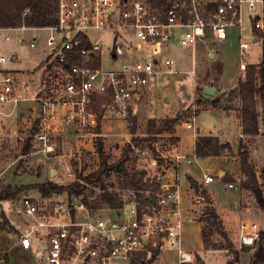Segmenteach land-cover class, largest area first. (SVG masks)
<instances>
[{"label":"built area","instance_id":"built-area-1","mask_svg":"<svg viewBox=\"0 0 264 264\" xmlns=\"http://www.w3.org/2000/svg\"><path fill=\"white\" fill-rule=\"evenodd\" d=\"M57 18V25L43 28L49 31L48 56L41 77L32 82L7 67L19 57L4 51L2 35L20 30L18 44L36 48L38 37L28 39L25 32L41 28L0 27V106L12 109L0 115L11 116L23 102L34 101L38 105L34 120L40 122L36 146L55 157L61 156L57 152L66 135L94 131L99 96L109 98L105 111L127 122L130 118L140 122L152 89L161 91L163 78L178 72L172 55L178 45L191 48L194 55L198 44H208L209 56L217 52L210 44L226 43L230 33L236 34L241 77L250 66L263 63V55L254 48L264 44V0H58ZM104 29L114 32L109 51L112 65L143 49L149 56L105 70L102 45L88 34ZM4 38L9 41L11 36ZM192 73L195 76L196 70ZM194 121H180L175 129H194ZM167 152L157 158H171L173 174L146 168L145 182L157 189L122 190L116 208H89L79 196L53 205L28 197L16 201L13 211L20 224H13L19 247L29 251L43 243L47 264H145L156 251L166 250L177 251L178 264H198L183 245L184 200L178 174L192 157L179 151L167 156ZM216 178L206 175L203 183ZM202 200V195L196 198L199 204ZM259 238L255 220L240 222V249L254 246Z\"/></svg>","mask_w":264,"mask_h":264},{"label":"rangeland","instance_id":"rangeland-1","mask_svg":"<svg viewBox=\"0 0 264 264\" xmlns=\"http://www.w3.org/2000/svg\"><path fill=\"white\" fill-rule=\"evenodd\" d=\"M25 34L27 38H32L33 35L38 37L37 47L31 48L29 45L19 46L17 50L21 63L18 65L14 64L16 66L22 65L25 70L19 72L27 74L28 77L31 78L32 74L35 75L37 72L42 74L45 68L46 61L44 60L47 59L48 56L46 40L49 36V31L43 28L38 30L29 29ZM88 34L93 42H100L102 45L103 68L105 70L120 68L123 62L131 61L133 58L139 59L149 56V51L143 49L139 50L134 55L121 58L119 62L112 65L109 58V51L112 48L114 32L108 29L89 30ZM238 41V36L230 33V37L226 43L210 44L212 45L211 47L215 48L218 52L215 60L211 59L210 55L208 56L206 53L209 46L208 44H198L194 55H192L191 48L178 45L175 48V52L172 54L177 61L176 69L178 72L174 76L164 77L165 79H171V84L167 89L164 88L161 91L152 89L148 109L145 116L140 119V122H137V134L135 136L132 135L129 130V122L124 124L113 112L106 110L103 121H105V131L108 136L105 139L106 142H104L103 139V143L105 153L109 157V162L111 164L118 162L123 157L127 146L131 144L134 137L146 138V142L138 147L133 146V150L128 152V156L131 159L128 163L129 167L131 168L135 165L138 171H144L146 168L148 170L154 169L159 172L170 170L169 174L172 175L174 172V161L171 158L168 160L158 159L157 155L168 151L167 156H170L178 151L180 153L187 150H182L179 144L180 138L176 136L179 129H175L174 133L164 132L158 135H149V122L151 119H155L159 124L161 120L169 117L173 118L179 114L184 116V120L182 121L197 116L199 111L203 110V106H195V102L199 95V87L203 84L211 83L212 85L216 84V86L221 85L229 88V97L231 98L232 106H239L240 104L237 105V103L240 102V98L237 89L238 83L243 77H241L238 70ZM4 45H7V48L12 49L14 42L4 43ZM254 49L255 53L263 55L264 62V44L259 43ZM194 60L196 61V64L193 63ZM261 63L253 66H259ZM9 66L14 65L10 64ZM194 69L196 70L195 76L192 73ZM39 77H41L40 74L35 75L33 79L36 81L39 80ZM182 79V82H178ZM37 108L38 105L34 103V101L28 100L22 103L13 115H0V189L5 190L7 189V186H11L13 188L12 190H16V188L28 186V188L22 190L18 194L16 200L0 203V211L2 210V212H4L6 218L7 216L3 203L5 206L9 207L8 210L11 212L14 209L15 202L25 197L33 198L42 205L48 204L49 202L53 205L57 202L69 200V196L66 194H51L43 196L36 186L37 184H43L45 182L69 185L77 180L78 174L88 175L93 173L99 169L101 164V159L97 152L98 137H95L92 140V137L87 134L77 135L72 133L66 135L64 139V147L62 146L57 152L61 155L58 157L40 151L36 146L35 140H33V148L31 151L25 153V142L27 137L30 136V129ZM258 109L261 112V133L254 138L248 139V143L252 163L256 167L258 175L260 176L261 170L264 167V102L260 97L258 98ZM11 110L12 109L7 106L0 107V111H4L5 114H8ZM206 117L208 116L204 115L202 122L207 119ZM117 120H121V122H117ZM174 139H177V141H174ZM157 148H159V151H157ZM224 156L228 158L227 160L232 169L238 167L236 163V155L233 151H225ZM154 160H156L157 166L153 164L155 163ZM209 163H216V161H209ZM53 170L55 173L52 175L51 172ZM144 172L146 174L147 171ZM200 175L201 174H199V176ZM228 176L230 177L231 175L229 174ZM220 177L223 178V173ZM232 177L234 178V176ZM119 180L120 175L117 173L107 175L105 178V185L108 188V192L116 193L119 196V194H122V190H128L121 188ZM223 181L225 183H232L227 179H223ZM260 182H263L262 177H260ZM234 183L236 182L234 181ZM183 184L186 186L185 180ZM217 184L224 186L223 182L217 183V181L216 184H213L212 186L218 187ZM87 186L88 189L86 190V195L89 198H96L103 193L97 184ZM201 187L208 192L204 186L201 185ZM203 189H201L200 192H196L195 189L191 188L189 183V189L185 188L183 190V245L193 253H196V251L202 252L203 247L201 245L202 242L199 225L188 221L189 217H192L193 220L198 223L200 222L202 227L204 224L206 225V223H204L206 220L210 221L207 214L208 202L204 195L201 194ZM236 189L238 191L243 190H241L240 184ZM248 193L250 199L247 196H244L243 201L245 202L246 200V203L251 202V204L255 202L254 205L258 207L255 197L249 191ZM199 195L204 197V200H202L200 204L196 202V198ZM255 218V221L259 224L260 233L264 232V217L261 219L260 217L255 216ZM202 220L205 221L202 222ZM9 225L11 227H9ZM9 225L0 226V250L18 241L17 234L12 230L13 226L10 222ZM236 229L237 226L236 228H233L232 232L227 231L236 247L235 249L231 250L230 248H227L223 238L215 233L212 237V242L215 244V247L206 250L205 253H197V259L198 257L201 258V261L200 263L198 262V264H222V262L223 264H253V255L258 245L256 243L254 246H243V249H240V242H238L239 228ZM259 241L260 238L258 242ZM235 251H238L239 255H237ZM26 254H30V258L38 260L40 264H47L43 243H36L33 249L26 252ZM24 255L22 253L13 255L11 264H26L25 259L28 255ZM145 264H150V261ZM158 264H178L177 251H164Z\"/></svg>","mask_w":264,"mask_h":264},{"label":"trees","instance_id":"trees-1","mask_svg":"<svg viewBox=\"0 0 264 264\" xmlns=\"http://www.w3.org/2000/svg\"><path fill=\"white\" fill-rule=\"evenodd\" d=\"M58 0H0V27L1 28H46L55 26L58 23ZM238 95L240 98V106L238 108V115L242 122V134L244 138H241L238 143V156L240 158V169L244 179L241 181L242 189L249 191L255 197L258 207L264 212V167L261 170L260 176L256 167L253 165L251 160V152L249 149L248 139L254 138L261 133L260 117L261 112L258 109V98L260 97L264 102V62L259 66H250L246 72L245 78H242L238 83ZM203 93V89H200ZM107 96H99L95 100L94 110L97 113L98 124L94 129L96 134H101L102 122L105 114L103 105L108 101ZM184 120V116L177 115L176 117H169L161 120L158 124L157 120L151 119L148 126L149 135H158L164 132H175L174 126ZM129 130L132 135L137 134V120L130 118ZM39 119L33 121L30 129V136L27 137L25 142V153H29L33 148L34 136L39 128ZM146 138L134 137L131 144H129L125 150L123 157L115 163L109 162V157L106 155L104 150L103 138L98 136L97 138V152L101 159L100 167L97 171L88 175L78 174V178L75 182L69 185H59L54 182H45L43 184H37V188L43 194L48 196L51 194L62 195L66 194L71 199L74 196L83 197L82 201L93 209H99L104 206L118 207L119 197L116 193L108 192V188L105 185V178L107 175L117 173L120 175V186L125 189H134L136 191H149L157 189V186L145 182V172L138 171L135 167H129L128 163L131 161L128 156V152L133 150V146L138 147L144 142ZM177 141V139H174ZM233 148L230 143H222L217 136H199L196 139L194 155L196 157H220L224 156L225 151H232ZM262 177L263 182H260ZM223 179L234 182L235 179L228 174L223 176ZM188 181L191 188L195 189L196 192H200L201 185L193 177H188ZM97 184L102 194L96 198H89L86 195L87 185ZM28 188L23 186L12 190L11 186H7V189H0V203L7 202L10 200H16L18 194ZM208 202L207 214L210 221L202 220L206 223L202 227L201 235L203 244L206 250L215 247L212 242V237L216 233L220 235L226 247L231 250L235 249V245L226 231L223 221L217 211L212 205L211 198L208 192L203 189L201 192ZM9 225L4 212L0 211V226ZM11 227V226H10ZM264 232L260 233V241L257 243V249L253 255V264H264ZM243 249V248H242ZM239 255L238 251H235ZM159 251H156L150 264H153L158 256ZM0 260L3 264H11L10 258L7 254H0ZM200 263L201 258L198 257Z\"/></svg>","mask_w":264,"mask_h":264},{"label":"crops","instance_id":"crops-1","mask_svg":"<svg viewBox=\"0 0 264 264\" xmlns=\"http://www.w3.org/2000/svg\"><path fill=\"white\" fill-rule=\"evenodd\" d=\"M7 34L8 36H11V39L9 41H6L4 38V35L7 36ZM21 34L22 32L20 30H17L11 33H6V34L3 33L1 44H2V48L4 49L6 53L9 54V53L16 52L18 55L17 49L19 46L20 47L22 46L18 44V38ZM3 42L4 43L14 42V46L12 49H9L7 48V45H4ZM217 53L218 52L214 54L213 58H211V54H210V58L215 60L217 58ZM20 63L21 62L19 58V60L15 64L18 65ZM15 64H13L14 66H7V67L14 69V70H18V71L25 70V68H23L22 65L16 66ZM20 73L23 76H26L27 79L30 80L31 82L35 81V79H33L35 75H38V74L41 75L40 72H37L38 74L37 73H35V75L32 74L31 78H29L27 74H23L22 72ZM168 76H174V75H168ZM163 81H164L163 89L164 88L167 89L171 84V79L164 78ZM182 81L183 79L178 82H182ZM207 87L215 89L216 90L215 94L214 95L206 94L205 88ZM199 89H203V93L200 90H198L199 95H198L197 101L195 102V106L196 107L203 106V110L199 111L198 115L193 117L195 118L194 129L181 128L178 130L176 134V136L180 138L179 139L180 143L179 141L178 143L180 144L182 150L187 149L186 151H182V153H185L188 151L185 154H188L192 157L191 163L189 165L182 166L181 169H179L178 171L179 179H181V183H180L181 189L182 191L185 188L189 189L188 177L193 176L199 182L200 185L204 186L208 190L210 198L213 202V206L217 209L223 221L226 231L232 232L233 228H236V226H237V229L239 228L240 222L244 219L255 220L256 219L255 216L260 217L261 219L264 217V212L259 207L254 205L255 202L251 204V202L246 203V200L245 202L243 201L244 196H247L248 198L250 197L248 191H245L244 189L242 190V187H241L242 191L240 190L238 191L236 189V187L239 186V184L241 185V181L243 180V175L241 174V169H240V158L238 156V143L241 138H244L242 134V122L238 115V108L240 105L236 107L232 106L231 98L229 97V92H230L229 88L223 87L221 85L216 86V84L212 85L210 83V84L201 85ZM154 90L156 89L154 88ZM165 100H168V99H165ZM238 104H240V102L237 103V105ZM204 115L208 116L206 117L208 120L205 119V121L202 122V120L204 119ZM117 122H121V120H117ZM122 122L124 124L127 123V121L125 120H122ZM204 124H208V125H204ZM105 129H106L105 121H103L102 127H101L102 132L100 135L96 134L94 131H90L84 134L91 136L92 140L95 137L97 138L98 136H100L104 139V142H106L105 139L108 135ZM77 135H82V134H77ZM199 136H217L219 137L222 143H230L233 148L232 151L236 155V159H237L236 163L238 167L235 169L234 168L232 169V167L230 166V163L227 160L228 158H226V156L196 157L194 155V148H195L196 139ZM64 139L65 137L63 138V143H62L63 147H64ZM209 161L211 162L216 161V163L210 164ZM198 173L201 175L199 176ZM222 173H223V176L226 174L228 175L230 174L231 176H234L236 183L232 182L234 184L233 188H229V184L231 183H225L223 181V178L220 177ZM206 175H213V176L218 175V178H216L215 182L204 184L203 178ZM184 180L186 182V186L185 184H183ZM216 181L217 183L223 182L224 186L217 184L218 187L217 186L213 187L212 185L216 184ZM3 206H4L6 216H7V220H9L10 224L13 226L12 230L16 232L15 225L20 224V219L16 216L14 211L10 212L8 210L9 207L5 206L4 203H3ZM188 221L194 224L197 223L199 225V231L201 234L202 224L200 222L198 223L197 221H194L192 217H189ZM13 223H15V225ZM183 242H184V237H183ZM201 242H202L201 245L203 247L202 252L196 251V253H193L189 251V249L185 247L184 248L185 250L193 253L197 257L196 255L197 253L199 254V253L206 252V249L204 247L203 240H202V235H201ZM26 252L28 251L22 250L19 247L18 241L0 250V254L2 255L7 254L9 256L10 263H11V259L13 255L17 253H22L23 255L25 254L24 256L28 255L27 258L25 259L26 264H40L38 260H33L32 258H30L29 256L30 254H26ZM162 254L163 252L158 256L157 260L153 264L159 263V259ZM0 264H3L1 260H0Z\"/></svg>","mask_w":264,"mask_h":264},{"label":"water","instance_id":"water-1","mask_svg":"<svg viewBox=\"0 0 264 264\" xmlns=\"http://www.w3.org/2000/svg\"><path fill=\"white\" fill-rule=\"evenodd\" d=\"M213 57H214V54H211V58H213ZM215 92H216V90L213 89V88H210V87L205 88V93H206V94L214 95ZM184 113H185V112H184ZM39 117H40V115H37V118H39ZM263 119H264V117H263ZM54 173H55V171L53 170V171L51 172V174L53 175ZM82 199H83V197H82Z\"/></svg>","mask_w":264,"mask_h":264}]
</instances>
